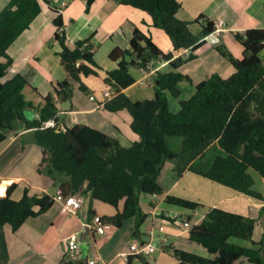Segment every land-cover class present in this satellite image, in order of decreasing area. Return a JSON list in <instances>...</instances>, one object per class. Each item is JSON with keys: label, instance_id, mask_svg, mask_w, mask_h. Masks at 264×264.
<instances>
[{"label": "trees", "instance_id": "1", "mask_svg": "<svg viewBox=\"0 0 264 264\" xmlns=\"http://www.w3.org/2000/svg\"><path fill=\"white\" fill-rule=\"evenodd\" d=\"M43 1L57 11L56 39L62 45L59 54L68 75L47 95L22 73L8 78L14 64L9 49L43 11ZM51 1L10 0L0 9V142L23 126L43 149L39 170L61 176L58 184L62 196L88 195L92 203L101 200L117 207V213L107 219L118 227L136 217L135 235L140 234L149 216L141 205V195L164 193L159 176L168 160L175 161L179 177L191 171L264 200V193L254 188L251 172L255 169L264 177V28H248L235 34L245 46L242 58L226 49L225 43H219L217 49L228 58L234 72L229 76L215 72L201 80L196 84L195 94L182 100L181 109L173 112L167 93L179 97V84L193 82L191 75L178 69L196 58L195 51L206 42L204 38L214 30L215 21H201L203 30L196 35L191 22L178 16L182 7L179 0H117L147 11L154 25L170 36L175 51L190 50L188 57L174 58V52H165L138 26L130 48L113 49L110 57L118 61V67L107 72L105 82L114 88L115 95L105 100L104 107L113 112L127 109L131 113V126L139 139L125 146L118 138L88 124L59 127L56 96L61 100L72 99L75 83L88 92L85 78L98 75L102 67L95 59L92 38L77 41L73 46L68 43L60 11L63 0L58 6ZM95 1L87 0V11ZM159 59L170 61L174 70H155ZM133 64H139L147 72L154 70L153 98L134 100L126 93L125 89L136 82L131 71ZM27 109H33L37 116L28 118ZM52 119L56 123L47 126ZM171 136L183 137L181 149L170 145ZM15 187L13 184L6 195H0V225L10 224L17 231L29 218L48 211L56 196L33 193L27 186L23 197L17 200L12 197ZM166 200L192 210L204 205L173 194H168ZM255 228V218L215 206L190 228V239L203 245L212 256L175 246L169 248L179 264H264V236L255 242ZM56 264L85 263L67 252Z\"/></svg>", "mask_w": 264, "mask_h": 264}, {"label": "crops", "instance_id": "2", "mask_svg": "<svg viewBox=\"0 0 264 264\" xmlns=\"http://www.w3.org/2000/svg\"><path fill=\"white\" fill-rule=\"evenodd\" d=\"M9 1L0 0V9L5 7ZM179 1L182 7L178 16L191 22V28L196 35H200L203 30V24H200L202 18L205 17L215 22L220 19L225 20L226 30L221 34V43L229 46L234 55L239 58L244 57L246 50L244 46L235 41V34L248 28H264V0ZM51 2L58 6L61 0ZM42 5L43 11L9 49L14 64L8 78L22 73L33 86L47 95L54 92L57 84L66 79L68 75L61 64L59 52L62 45L56 39L58 27L54 19L57 11L46 1H43ZM86 7L87 0H68L67 6L62 11L65 32L71 46L77 41L92 38L95 45V59L102 68L98 75L85 78L89 88L88 92L80 89L79 84L75 83L72 99L61 100L56 96L61 118L59 127L65 129L77 123L88 124L118 138L123 145L131 146L139 139V134L131 126L133 119L131 113L127 109L113 112L104 107L107 99L104 91L109 89L112 95H115L114 88L106 85L105 82L107 72L118 67V61L110 57L111 52L116 47L130 48L134 29L137 26L150 34L165 52H174V58L179 56L186 58L190 51L189 48L175 51L170 36L164 29L154 25L152 16L145 10L120 3L117 0H96L89 11ZM198 18H201L200 21ZM217 45L210 40L206 41L195 51V59L179 67V71L191 75L193 78L191 83L195 86H190L188 93L184 94L188 86L179 84L181 101L191 98L196 92L194 89L196 84L213 73L219 72L224 76H229L234 72L233 65L219 53ZM171 69L174 70L170 61L159 59L155 62V70L168 71ZM131 71L136 82L125 89L126 93L134 100L153 98L156 93L153 82L154 70L147 72L141 67L132 66ZM198 74H200L199 79ZM144 79L146 83H142ZM35 116H37L36 112ZM27 135H31L30 139L25 137ZM42 158L43 149L34 143L31 132L21 126L17 132L12 133L8 139L0 143V179L2 180L0 193L5 195L9 187L16 184L12 193L15 199L23 196L27 186L33 193L44 192L57 197L61 191V186L58 184V177L61 176L57 174L54 177L40 171ZM170 161L165 164L167 166L170 163L167 174L169 181L164 178L165 166L159 176V181L165 188L164 193L141 195V205L149 214L146 221L152 217V225L154 221H166V216L172 213L182 215L180 208L169 205L166 198L168 194L186 197L177 193V184L186 175L194 173L187 171L179 177L175 161ZM260 181L257 187L258 182L255 178L254 188L264 193V179L260 178ZM199 184L203 185L206 190L212 189L209 192L214 194V197L207 194L187 197L204 204L202 207L204 211H200L201 214L206 215L211 207L219 206L229 211L249 215L256 219L255 242L262 240L264 213L261 212V208L264 200L238 192L223 184L216 186V181L200 180ZM52 189H56V193H53ZM81 196L85 199V205L77 213L64 212L63 204L57 200L48 211L29 218L17 231H14L10 224L0 225V264H56L69 252L68 242L75 234L81 246L79 257L85 264H91V259L97 260V264H103V262L109 264H146L148 262L151 264L147 259L148 256L146 258L132 256L126 261L123 255L124 252L130 250V246L136 240H146L142 229H140V234H134L136 217L129 218L122 227H118L107 219V216L117 213V207L101 200H95L92 203L90 196ZM120 207H123V203ZM95 214L105 219L102 229L94 223ZM196 220L197 218L193 221L196 222ZM151 227L149 226L147 231ZM167 229L170 231L166 232ZM161 232H166L170 236L160 235L164 252L149 256L155 260L156 264H177L178 259L174 257L170 246L212 256L207 249L198 246L190 239V229L178 232L166 226V230ZM235 241L248 246L253 245L250 241L237 239ZM87 254L90 257L89 260L85 258Z\"/></svg>", "mask_w": 264, "mask_h": 264}, {"label": "rangeland", "instance_id": "3", "mask_svg": "<svg viewBox=\"0 0 264 264\" xmlns=\"http://www.w3.org/2000/svg\"><path fill=\"white\" fill-rule=\"evenodd\" d=\"M200 24L202 25V23L200 22ZM235 41L238 42L239 44H241L236 38H235ZM242 46H244L243 44H241ZM225 46V45H224ZM245 47V46H244ZM226 49H229L230 51H232L229 46H225ZM218 50V49H217ZM219 51V50H218ZM233 52V51H232ZM219 53L224 57L226 58V60L228 61V58L226 56H224L220 51ZM234 53V52H233ZM225 67V66H224ZM168 71H172L171 70H168ZM198 79L200 77V74H198ZM181 85H186L188 86L185 90H184V94H187L188 91L190 90V86H194L191 82H182L180 83ZM195 87V86H194ZM196 89V88H194ZM168 97H169V100H170V109L171 111L173 112H178L180 109H181V96L178 97V96H174L171 92H168ZM30 136L31 135H27L25 136L26 138L30 139ZM182 141H183V137L182 136H171L169 137V143L170 145L174 148V149H181L182 147ZM4 142V141H3ZM3 142H0V143H3ZM35 144L39 145L38 143H36L34 141ZM213 151H211L209 154H212ZM168 162H171L170 160H168ZM170 167V163L165 166L163 172H164V178H167V180L169 181L168 177H167V174L169 172V168ZM251 172L252 174L255 176L257 182H258V185L257 187L260 185L261 181H260V178L264 179V177L255 169H251ZM200 180H207V181H210V182H215L203 175H200V174H197V173H191L189 175H186L182 181L178 182L177 184V193H181L183 195H185L186 197L184 196H181V195H178V194H173V195H177V196H181V197H184V198H187V197H197L199 196V194H207V195H210V197H214V194H211L209 191L212 190V189H208L206 190L205 187L201 184H199ZM219 182H217L216 186L217 185H221L218 184ZM226 186V185H225ZM215 188V187H214ZM232 188V187H231ZM234 189V188H233ZM237 191V190H236ZM52 192L53 193H56V189H52ZM23 197V196H22ZM21 197V198H22ZM19 198V199H21ZM17 199V200H19ZM189 199V198H188ZM145 201V200H144ZM169 205H173V206H177L178 208H180L181 210V219L178 218V221L176 222H170V221H163L160 222V223H163L165 224V226H167L168 228L169 227H172L174 228L175 230H177L178 232L182 231V230H185L187 231L188 228H186L184 225H183V222H181V220H186L190 215H193V212L194 210L192 209H188V208H184L182 206H179V205H174V204H169ZM203 206H201L200 208H198L200 211H204V209L202 208ZM264 213V211H263ZM178 214H175V213H172L171 216H176ZM151 227L152 226V217L149 218L147 221H145L141 227V229L145 232L144 235L146 236L144 239L148 240V241H152L155 246L158 247V250L157 252L155 253H152L151 255H158V254H162L164 251L163 249V246H162V243H161V238H160V235L161 236H165V235H168L166 232H169L170 230L167 229L166 232H161L159 230H155L154 231V236L152 237L150 235V233H148V227ZM170 236V235H168ZM245 242H247L246 240H243ZM195 242L198 246H201L202 248H204L206 250V248L201 245L200 243L196 242V241H193ZM88 245V244H87ZM149 255V256H151ZM148 256V260L150 261L151 264H156L155 260L152 259L151 257ZM176 258V256H174ZM173 258L175 261L176 259ZM145 264V263H144ZM177 264H179V260L177 261Z\"/></svg>", "mask_w": 264, "mask_h": 264}, {"label": "built area", "instance_id": "4", "mask_svg": "<svg viewBox=\"0 0 264 264\" xmlns=\"http://www.w3.org/2000/svg\"><path fill=\"white\" fill-rule=\"evenodd\" d=\"M68 4V0H63L62 1V6L60 11L62 12L65 8V6H67ZM207 20H202V22H205ZM226 30V21L223 19H220L218 21L215 22V28L214 30L208 34L207 36H205V40H210L213 43H220L221 41V34ZM264 53V52H263ZM142 83H146V80L144 79L142 81ZM104 95L107 98H111L113 95L112 93L109 91V89H106L104 91ZM92 98L94 99V97L92 96ZM56 122L55 120H50L46 123L47 126H52L54 125ZM60 125V124H59ZM2 184V180L0 179V187ZM60 201L63 206H62V210L64 212H67L69 214L72 213H77L78 210L82 209L85 205V199L78 194H71L68 196H62L61 195V191L58 193L57 197H56V201ZM197 216V217H194ZM205 214H201L199 209L194 210L192 217L186 219V220H181V222H183V225L190 229L192 228L193 224H194V219L197 218L196 222H201L204 219ZM178 218L181 219V215H176V216H171L168 215L166 216V221H170V222H176L178 221ZM94 223L98 224L99 228L102 229V225L104 224L103 218L101 215H96L94 216ZM91 225V224H90ZM92 226V225H91ZM160 230V231H165L166 230V226L163 223L154 221L152 227L149 229L148 233H150V235L153 237L154 231L155 230ZM69 245V253L71 254V256H73L74 258H78L79 257V252L81 250V246H80V242L78 240V236L75 234L73 235L68 242ZM158 250V247L155 246V244L152 241H148V240H136L131 246H130V250L127 252H124L123 255L125 257V260L128 261L130 260V258L132 256H144L147 257L149 255H151L152 253H154L155 251ZM91 264H97V260L91 259L90 260ZM103 264H109V263H104Z\"/></svg>", "mask_w": 264, "mask_h": 264}, {"label": "water", "instance_id": "5", "mask_svg": "<svg viewBox=\"0 0 264 264\" xmlns=\"http://www.w3.org/2000/svg\"><path fill=\"white\" fill-rule=\"evenodd\" d=\"M132 66L140 67L139 64H133ZM26 115L28 116V118L33 119L35 117V111L33 109H27L26 110ZM88 184H89V180L86 181V185H88ZM85 258L89 260L90 257L87 254L85 256Z\"/></svg>", "mask_w": 264, "mask_h": 264}, {"label": "clouds", "instance_id": "6", "mask_svg": "<svg viewBox=\"0 0 264 264\" xmlns=\"http://www.w3.org/2000/svg\"><path fill=\"white\" fill-rule=\"evenodd\" d=\"M206 20H207V19H206ZM204 40H205V39H204ZM205 41H208V40H205ZM220 43H221V41H220ZM215 44H219V43H215ZM189 51H190V50H189ZM189 53H190V52H189ZM6 194H7V193H6ZM6 194H5V195H6ZM0 195H2V194L0 193Z\"/></svg>", "mask_w": 264, "mask_h": 264}]
</instances>
